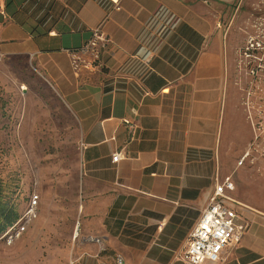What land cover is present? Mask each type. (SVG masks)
Here are the masks:
<instances>
[{
    "label": "crops",
    "instance_id": "0c3cea01",
    "mask_svg": "<svg viewBox=\"0 0 264 264\" xmlns=\"http://www.w3.org/2000/svg\"><path fill=\"white\" fill-rule=\"evenodd\" d=\"M118 4L0 0V83L39 76L74 119V264H187L180 254L215 176L252 133L213 0ZM98 26L110 41L102 66L74 70L69 51ZM252 204L249 228L211 264H264V206Z\"/></svg>",
    "mask_w": 264,
    "mask_h": 264
},
{
    "label": "rangeland",
    "instance_id": "374dc122",
    "mask_svg": "<svg viewBox=\"0 0 264 264\" xmlns=\"http://www.w3.org/2000/svg\"><path fill=\"white\" fill-rule=\"evenodd\" d=\"M213 1L229 49L230 90L245 108L252 133L247 148H253L256 136L264 141V0ZM257 43L263 47L255 49ZM30 82L0 83V180L19 217L31 195L39 196L37 216L26 229L10 243L8 234L0 236V264H74L77 127L51 85L39 76ZM241 154L232 157L228 172L236 197L263 210L264 156L253 151L251 160L237 166Z\"/></svg>",
    "mask_w": 264,
    "mask_h": 264
},
{
    "label": "built area",
    "instance_id": "2783aa9c",
    "mask_svg": "<svg viewBox=\"0 0 264 264\" xmlns=\"http://www.w3.org/2000/svg\"><path fill=\"white\" fill-rule=\"evenodd\" d=\"M111 1L118 9V0ZM108 42H110L109 38L101 27L94 28L87 41L83 42L77 50L69 51L72 68L77 71L81 67H101L100 54ZM262 47L260 43H257V47L254 46L255 49ZM81 54H88L90 60L82 58ZM257 140L258 136L255 138L253 148L251 144L246 151H243L236 162L237 166H242L247 160H251L253 151L264 156V141L257 142ZM119 157L120 152L114 153L112 161H117ZM214 184L198 222L180 254V258L187 264L217 263L221 260L223 250L235 246L250 226V220L245 215L249 207L235 196L232 174L224 177L217 174ZM38 197L36 194L31 195L25 212L2 234V237L8 234L9 243L14 237H18L26 229L28 223L37 216Z\"/></svg>",
    "mask_w": 264,
    "mask_h": 264
},
{
    "label": "trees",
    "instance_id": "16d2710c",
    "mask_svg": "<svg viewBox=\"0 0 264 264\" xmlns=\"http://www.w3.org/2000/svg\"><path fill=\"white\" fill-rule=\"evenodd\" d=\"M18 217L17 205L0 180V236Z\"/></svg>",
    "mask_w": 264,
    "mask_h": 264
}]
</instances>
